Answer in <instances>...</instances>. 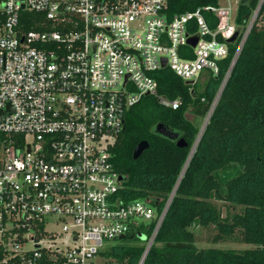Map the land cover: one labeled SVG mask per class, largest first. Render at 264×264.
Returning <instances> with one entry per match:
<instances>
[{
	"label": "built area",
	"instance_id": "obj_1",
	"mask_svg": "<svg viewBox=\"0 0 264 264\" xmlns=\"http://www.w3.org/2000/svg\"><path fill=\"white\" fill-rule=\"evenodd\" d=\"M262 1L239 38L241 0L171 18L167 0H0V264H117L105 242L155 222L151 246L172 195L158 215L119 196L110 148L125 113L144 96L177 110L151 73L194 87L238 42L208 122Z\"/></svg>",
	"mask_w": 264,
	"mask_h": 264
},
{
	"label": "trees",
	"instance_id": "obj_2",
	"mask_svg": "<svg viewBox=\"0 0 264 264\" xmlns=\"http://www.w3.org/2000/svg\"><path fill=\"white\" fill-rule=\"evenodd\" d=\"M217 2L167 0L166 12L171 18ZM259 2L249 0L239 6V38ZM237 44L229 45L219 75L206 78L199 92L197 84L190 87L169 68L151 73L159 96L181 100L177 110L162 107L154 96H144L125 113L124 129L110 148L111 162L121 178L119 196L125 202L148 200L158 215L177 186L142 264H264V0L178 183L199 122L213 103ZM157 126L175 138L159 134ZM180 138L187 148H177ZM142 141L149 148L134 160L133 151ZM215 201L224 203L225 214ZM154 227L151 222L141 231L149 237ZM208 229L213 243L234 239L248 247L198 248L196 232ZM131 235L105 255L117 264H139L145 247L125 243L139 241Z\"/></svg>",
	"mask_w": 264,
	"mask_h": 264
},
{
	"label": "rangeland",
	"instance_id": "obj_3",
	"mask_svg": "<svg viewBox=\"0 0 264 264\" xmlns=\"http://www.w3.org/2000/svg\"><path fill=\"white\" fill-rule=\"evenodd\" d=\"M252 16H253V14L250 17V20L252 19ZM204 83H205V80L198 82V84H197L198 85L197 92H199V91H201L203 89V86H204L203 84ZM216 104H217V101H216ZM186 117L189 120H193V116L190 113H187ZM205 119H206V117L199 122V133L197 134V136L195 138V141L199 137V134H200V131H201L202 127H203V123H204ZM207 124H208V122H207ZM195 141H194V143H195ZM216 205L219 206V208L223 211V214H225V205H224V203L216 202ZM196 233H197L196 234V246L198 248H216V249H224V250H229V249L230 250H242V249H246L248 247L246 245L238 243L234 239H230V240H228L226 242H222V243H213L212 239H211L212 230H210V229H208V230H199ZM136 238L139 241L125 242V243H130V245L141 244V245H143L145 247V250L147 248H150V247H148V242H149V240L147 239L148 237H146L143 233L138 232L136 234ZM122 244H123L122 240H120V241L119 240H115V241L105 242V246L108 247V250H110L112 247H115V246H118V245H122Z\"/></svg>",
	"mask_w": 264,
	"mask_h": 264
},
{
	"label": "water",
	"instance_id": "obj_4",
	"mask_svg": "<svg viewBox=\"0 0 264 264\" xmlns=\"http://www.w3.org/2000/svg\"><path fill=\"white\" fill-rule=\"evenodd\" d=\"M248 2H249V0H241V4H242V5H247ZM237 37H238V32H235L234 35L228 40V42H229V43L234 42V41L237 39ZM196 42H197V37H193V38H190V39L188 40V44H189L190 46H192V47L195 46ZM165 63H166L165 60H163V63H162L163 66H165ZM221 92H222V90H221ZM209 118H210V116H209ZM209 118H208V119H209ZM206 125H207V122L204 123L203 127L205 128ZM156 131H157L159 134L163 135V136H167V137H170V138H173V139L175 138L174 136L168 135L167 132L163 129L162 126H157ZM202 133H203V132L200 131V134H199L198 139L195 141V143L192 145V147H191V149H190L189 157H188V159H187V162H186V165H185V167H184V169H183V172H182V174H181V176H180V178H179V180H178V183L180 182L181 177H182V175H183V173H184V171H185V169H186V167H187V164H188V162L190 161V158H191L192 154H193L194 151H195V148H196V146H197V144H198V142H199V140H200V137H201ZM176 146H177V148L183 149V148H187L188 143H187L183 138H180V139H178V141L176 142ZM148 148H149V143H148L147 141H142V142H140V143L135 147V149H134V151H133V155H132L133 159H134V160H137V159L142 155V153H143L144 151H146ZM119 180H121V178H119ZM177 185H178V184H177ZM176 189H177V186H176L175 189L173 190L172 196L174 195ZM133 237H134V235H131L129 238L132 239ZM124 239H126V236H121V237H119V240H124ZM148 250H149V248H147V249L144 251V254H143L142 259H141V261L139 262V264H142V263H143V261H144L146 255H147V253H148Z\"/></svg>",
	"mask_w": 264,
	"mask_h": 264
}]
</instances>
